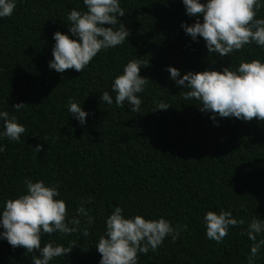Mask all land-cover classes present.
<instances>
[{
    "label": "trees",
    "instance_id": "16d2710c",
    "mask_svg": "<svg viewBox=\"0 0 264 264\" xmlns=\"http://www.w3.org/2000/svg\"><path fill=\"white\" fill-rule=\"evenodd\" d=\"M15 3L12 16L0 18V112L16 116L26 131L19 142L0 137V213L7 200L26 194V178L42 180L58 186L55 199L66 203L67 219H81L76 233L42 236V247L75 242L70 254L49 264H99L96 246L115 207H122L126 218L188 225L175 241L168 236L157 251L138 253V264H247L252 241L241 233L253 217L264 220V121L218 116L214 122L198 101L184 99L188 89L177 86L166 69H179L181 77L236 70L242 61L264 63V47L253 42L225 57L210 54L202 37L193 41L181 27L197 19L186 14L182 0H119L125 16L115 27L124 23L128 40L101 50L84 71L60 74L49 68L54 33L75 39L67 16L73 9L86 11L83 0ZM257 18H264V7ZM133 59L149 62L140 71L148 83L137 94L139 113L129 104L117 107L112 89ZM104 91L113 97L111 105L101 100ZM70 99L88 113L85 124L68 111ZM159 102L170 107L152 112ZM18 103L27 105L16 111ZM3 125L0 120V132ZM89 197L93 202L84 207L93 223L86 225L76 210ZM208 211H231L245 223L217 243L206 236ZM25 253L0 239V264H32V254ZM255 264H264V246Z\"/></svg>",
    "mask_w": 264,
    "mask_h": 264
},
{
    "label": "clouds",
    "instance_id": "9594fccd",
    "mask_svg": "<svg viewBox=\"0 0 264 264\" xmlns=\"http://www.w3.org/2000/svg\"><path fill=\"white\" fill-rule=\"evenodd\" d=\"M86 11L71 10L67 19L70 22L69 35L57 31L56 41L49 62V68L63 74L66 70L75 69L82 72L92 59L101 51L122 45L128 40L130 31L125 24H119L118 17L125 16V10L119 0H83ZM174 2V0H173ZM186 14L196 17L193 24L182 23L181 27L193 41L203 38L210 54L228 56L236 50H242L245 45L255 42L264 47V18H257V13L264 7L262 0H182ZM16 7L15 0H0V18L11 17ZM203 16V22L199 17ZM111 25V27H105ZM149 62L138 59L130 60L123 69V74L117 76L112 85L117 107L131 106V112L139 113L142 93L148 83L147 77L140 75L142 67ZM170 79L177 86L188 89L182 93L185 100L194 99L202 113H211V119L217 117L237 119L250 122L253 119L264 121V63L259 60L242 61L236 70L225 67L222 72L206 70L203 72H187L181 77L180 70L169 66L166 69ZM101 100L111 105L113 97L104 91ZM27 104L18 103L14 106L20 111ZM170 106L159 102L152 112L167 110ZM68 111L76 117L81 125L86 123L88 113L71 99L68 101ZM0 120L4 122V130L0 137L19 142L26 129L17 122L16 116H9L7 111L0 112ZM40 153L42 145L35 146ZM4 148L0 146V152ZM26 194L19 198L6 201L0 213V239H6L13 247H23L31 255L32 264H49L53 258L67 256L75 246L55 245L47 243L41 246L42 236L59 233L71 235L80 231L81 219L73 216L67 219L68 210L63 200L55 197L60 195L58 186L46 185L44 181L33 182L25 180ZM91 197L81 201L77 208V216L86 218L85 224L93 223L89 209L84 205L91 204ZM122 207H115L106 220V233L99 237L96 246L101 254L99 264H138V253L155 252L162 246L166 237L175 241L182 231H188V225L175 226L165 218L157 220L145 219L137 215L126 218ZM206 236L210 240L222 243L230 228L243 225V219L233 217L231 211H221L219 214L208 211L204 216ZM83 236L89 235L85 226ZM264 234V220L253 217L248 223L246 232L252 241L247 264H255L264 239L257 236ZM38 253V255L36 254Z\"/></svg>",
    "mask_w": 264,
    "mask_h": 264
}]
</instances>
